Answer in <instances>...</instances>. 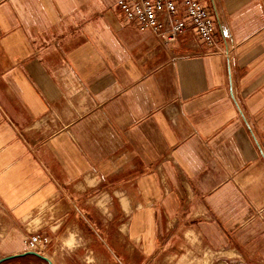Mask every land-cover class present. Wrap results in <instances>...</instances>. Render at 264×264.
<instances>
[{
  "label": "crops",
  "instance_id": "1",
  "mask_svg": "<svg viewBox=\"0 0 264 264\" xmlns=\"http://www.w3.org/2000/svg\"><path fill=\"white\" fill-rule=\"evenodd\" d=\"M117 1L0 0V260L78 230L99 261L194 233L264 264V0H205L230 60Z\"/></svg>",
  "mask_w": 264,
  "mask_h": 264
},
{
  "label": "built area",
  "instance_id": "2",
  "mask_svg": "<svg viewBox=\"0 0 264 264\" xmlns=\"http://www.w3.org/2000/svg\"><path fill=\"white\" fill-rule=\"evenodd\" d=\"M117 7L125 24L150 30L164 45L173 44L180 37L193 33L208 55H221L230 60L234 48L223 33L221 18L214 4L215 14L205 0H118ZM218 28L222 30V40L217 38ZM45 241L39 235H32L28 236L25 244L30 252L40 254Z\"/></svg>",
  "mask_w": 264,
  "mask_h": 264
},
{
  "label": "rangeland",
  "instance_id": "3",
  "mask_svg": "<svg viewBox=\"0 0 264 264\" xmlns=\"http://www.w3.org/2000/svg\"><path fill=\"white\" fill-rule=\"evenodd\" d=\"M69 233H72L74 237L65 238ZM68 234L64 233L57 239L51 238L47 233L42 235V239L46 241L40 254L44 253L45 257L52 259L54 264L118 263L97 260L98 254L106 253L105 250L90 243L87 239H83L78 230H70ZM171 243L173 245H166L156 254H154L155 251L145 253L140 247L138 248L139 251H133V258L130 256V248L124 246L119 264H245L243 261L225 259L213 254L200 244L194 233H190L186 238L176 237ZM20 261L19 264H47L36 257H29ZM13 262L8 261L7 264H17Z\"/></svg>",
  "mask_w": 264,
  "mask_h": 264
},
{
  "label": "water",
  "instance_id": "4",
  "mask_svg": "<svg viewBox=\"0 0 264 264\" xmlns=\"http://www.w3.org/2000/svg\"><path fill=\"white\" fill-rule=\"evenodd\" d=\"M28 255L34 256V257L39 258V259H41V260H43L45 262H48L49 264H52L51 261L48 258H46L45 256H43V255H41L39 253H36V252H30V251L26 252L24 254L8 256V257H5V258H2L0 260V264L6 263L8 261H12V260L17 259V258L28 256Z\"/></svg>",
  "mask_w": 264,
  "mask_h": 264
},
{
  "label": "trees",
  "instance_id": "5",
  "mask_svg": "<svg viewBox=\"0 0 264 264\" xmlns=\"http://www.w3.org/2000/svg\"><path fill=\"white\" fill-rule=\"evenodd\" d=\"M27 258L30 257V256H26Z\"/></svg>",
  "mask_w": 264,
  "mask_h": 264
}]
</instances>
